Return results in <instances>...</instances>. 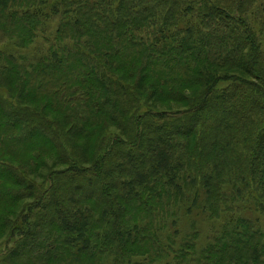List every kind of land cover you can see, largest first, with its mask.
I'll list each match as a JSON object with an SVG mask.
<instances>
[{"label": "trees", "instance_id": "obj_1", "mask_svg": "<svg viewBox=\"0 0 264 264\" xmlns=\"http://www.w3.org/2000/svg\"><path fill=\"white\" fill-rule=\"evenodd\" d=\"M261 3L0 0V264H264L257 221L222 216L251 178L264 216ZM197 208L221 219L205 244L167 236Z\"/></svg>", "mask_w": 264, "mask_h": 264}, {"label": "rangeland", "instance_id": "obj_2", "mask_svg": "<svg viewBox=\"0 0 264 264\" xmlns=\"http://www.w3.org/2000/svg\"><path fill=\"white\" fill-rule=\"evenodd\" d=\"M263 4L264 3H261V5L259 6L261 10H259L258 17L256 18V20L254 21L253 18L250 16L249 23H251L252 25L251 28H252L253 36L255 35V38L259 46L258 51L259 53L263 55V58H264V14H262V11L264 9ZM44 13L46 17H45V21L42 27V31L39 33V36H38L39 39L37 38L35 40V45L33 46V48L37 50L38 49L40 50V48L44 49L47 53L48 47H51V45L55 42V38L57 36L60 23L59 21H57V16L52 12L50 8L47 9L46 12ZM46 39H50V40L47 41ZM23 55H26V54H23ZM253 67L256 69H264V61H263V66H261L260 64H253ZM213 73L216 79H219V80L221 78L223 79V77L225 76H232V74H234V72H231V70L229 69L227 70L214 69ZM253 84L258 85V86L259 85L264 86L260 80L255 83L253 81L251 85ZM236 85L237 84L230 82V80H224L218 83V86H219L218 89L221 94L222 93L225 94L226 97L228 96V100L232 101V100H236L235 97H237V95H240L238 94V91L234 89ZM0 88L2 90L4 89L1 85H0ZM161 109H166V108L161 107ZM169 109L179 110V109H183V107L171 106V108ZM256 109L258 110V108ZM75 182L76 181H71L72 184ZM236 187L240 189L241 193H244L245 199L241 203L237 201L234 205V211H229V213L223 214L222 216L228 220L230 219L235 220L236 218H239V215H237V213L242 211L243 216L246 217L247 220L254 222V223H256L257 221V224H255V226L261 229V231L264 234V216L260 215L257 212L256 208L254 207V203H253L254 198L257 197L259 194V184L253 178H251V179H247V181L244 183L240 182L239 185H236ZM229 189L230 190L232 189L231 186L229 187ZM194 211H196V214L192 216H181L180 217V215L178 214L177 217L179 219H176L177 225L175 227H173L171 224L168 223L175 219L174 218L175 216H174V217H171L168 220V222L164 221L160 225V228L165 223H168V225H166L165 227L166 229L162 227L165 231H167V236L171 238L173 237L174 239L179 240L182 234H187L190 232V225L192 224L193 221H195L198 231L200 233L199 243L200 245H203L206 243V241L209 240L208 237L212 234V232L217 231V229L221 225L220 223L221 219L220 220L216 218L211 219L210 216L202 210V208H197ZM175 229L178 230L179 232L178 237L174 234ZM165 244H168V243H165ZM170 262L171 261L164 259L163 261L159 263L157 262L156 264H168Z\"/></svg>", "mask_w": 264, "mask_h": 264}]
</instances>
